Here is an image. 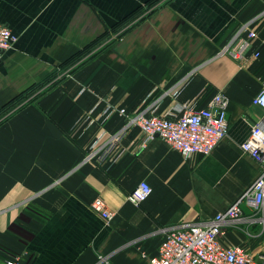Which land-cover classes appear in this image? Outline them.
I'll return each mask as SVG.
<instances>
[{"label":"crops","instance_id":"crops-1","mask_svg":"<svg viewBox=\"0 0 264 264\" xmlns=\"http://www.w3.org/2000/svg\"><path fill=\"white\" fill-rule=\"evenodd\" d=\"M151 1L0 0V24L16 36L0 61V241L22 253L8 228L31 229L30 264H148L169 229L209 222L260 175L241 145L264 115L252 104L264 81V0H168L54 87L8 108ZM240 31L256 38L235 60L222 50ZM218 92L229 98L228 131L209 155L184 156L158 138L139 150L142 133L130 125L103 162L87 159L126 116L176 118ZM141 181L151 194L136 206L129 195ZM95 198L111 221L90 209ZM242 207L254 221L226 227L221 240L264 254V215Z\"/></svg>","mask_w":264,"mask_h":264},{"label":"built area","instance_id":"built-area-1","mask_svg":"<svg viewBox=\"0 0 264 264\" xmlns=\"http://www.w3.org/2000/svg\"><path fill=\"white\" fill-rule=\"evenodd\" d=\"M255 38V31H247L245 35L240 31L223 48L222 53L235 60L242 59ZM15 41L16 36L10 29L0 24V61ZM258 56L259 52H256L254 57ZM69 71L61 74L58 79L70 76ZM252 104L264 111V81L260 91L253 97ZM228 106L229 98L218 92L207 107L184 108L181 115L176 118L146 116L144 113L126 116V126L105 140H102L101 135L87 159L103 162L123 138L130 125L137 126L142 133L139 150H143L151 141L158 138L184 156H207L227 135ZM120 114L126 115L123 110ZM241 150L261 168L260 175L249 190L239 201L209 222L201 225L183 223L169 229L158 246L156 256L150 258L148 264H264V254L255 255L241 246L227 245L221 240L226 227L254 221L252 216L249 218L245 216L242 205L251 208L254 214L264 215V115L259 123L251 128L241 145ZM150 194V186L141 181L130 193L129 200L140 206ZM90 209L106 222L113 218V213L100 198H95L90 203ZM25 255L26 253L22 252L7 256L5 264H26L28 259Z\"/></svg>","mask_w":264,"mask_h":264},{"label":"trees","instance_id":"trees-1","mask_svg":"<svg viewBox=\"0 0 264 264\" xmlns=\"http://www.w3.org/2000/svg\"><path fill=\"white\" fill-rule=\"evenodd\" d=\"M158 0H152L151 2L145 4L146 6H150L151 4H155ZM142 7H138L135 11L131 12L124 18H122L120 21L115 23L112 27L106 28L104 33L96 38L94 41H92L90 44L85 46L83 49H81L78 53H76L74 56L63 62L61 65H59L55 71L50 74L46 79L41 81L38 84L32 85L26 90H24L19 96H17L15 99H13L9 104L8 108H13L17 104L22 103L23 101L29 99V97H33L28 102L33 101L36 99L41 93H44L54 87L57 83L62 81L65 77H61L58 79V77L61 74H64L66 71H69V74L74 73L77 69H79L82 65H84L88 60H90L95 55L99 54L102 50L106 49L109 45H111L113 42L119 40L125 33H127L130 29H132L136 24H138L144 17L145 14L142 11ZM142 11V12H141ZM144 16V17H143ZM143 17V18H142ZM120 32V33H119ZM116 34L115 38H112L111 35ZM119 34V35H118ZM100 47V48H99ZM99 48L98 50H96ZM73 67V68H71ZM38 95V96H37ZM27 213H29L31 216L35 215L38 217V215H43L40 211H37L32 205H28L26 207ZM24 213L20 216V220L27 221L25 219ZM43 219H45V216L43 215ZM20 226L17 223H14L9 226L8 232L9 234L13 235L16 238H19V240L23 241L28 245L29 240L32 237V234L27 238L24 237V234L19 230ZM32 257V255H31ZM31 257L28 258L26 264H30Z\"/></svg>","mask_w":264,"mask_h":264},{"label":"rangeland","instance_id":"rangeland-1","mask_svg":"<svg viewBox=\"0 0 264 264\" xmlns=\"http://www.w3.org/2000/svg\"><path fill=\"white\" fill-rule=\"evenodd\" d=\"M168 0H158L157 2H155V4H151L150 6H144L145 7V9L143 8V12H144V14H145V16L148 14V13H150V12H152V11H154V10H156L157 8H160L162 5H164L165 4V2H167ZM141 11V12H142ZM144 17V16H143ZM142 17V18H143ZM120 33V32H119ZM119 35V34H118ZM111 37L112 38H115L116 37V34H112L111 35ZM100 48V47H99ZM99 48H97L96 50H98ZM38 218H41V219H43V215H38ZM26 219V218H25ZM40 220V219H39ZM22 222H24V221H22ZM19 226H20V228H19V230L22 232V234H24V237L26 236L27 238L32 234V230L31 229H29V228H27L25 225H23L22 223H17ZM12 237H14V236H12ZM15 239H16V237H14ZM18 240V243H20V244H23L24 245V253H26V255H25V258L27 257V259L29 258V257H31V254H30V252L27 250V248H26V243H24L23 241H21V240H19V238H17ZM7 240H9L8 238H7ZM6 240H4V242H5ZM11 241V240H10ZM225 241L226 242H231V241H235V240H233V239H230V238H225ZM224 241V242H225ZM264 252V251H263ZM15 254H18L13 248H12V246H10V245H8L6 242L5 243H3V242H1L0 241V264H5V260H6V258H7V256H12V255H15Z\"/></svg>","mask_w":264,"mask_h":264}]
</instances>
